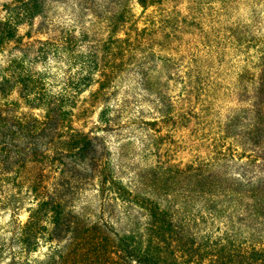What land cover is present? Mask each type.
Segmentation results:
<instances>
[{
    "label": "trees",
    "instance_id": "1",
    "mask_svg": "<svg viewBox=\"0 0 264 264\" xmlns=\"http://www.w3.org/2000/svg\"><path fill=\"white\" fill-rule=\"evenodd\" d=\"M167 1L134 0L140 7L134 11L127 0L109 15L104 0H75L74 17L65 24L52 23L50 15L63 0H0V211L11 212L7 234L0 233L2 264H264V245L257 240L264 232V50L250 119L241 124L252 142L249 152L215 141L206 162L172 166L202 183L204 202L197 214L219 223L221 233L214 239L196 243L190 221L197 215L173 222L169 207L123 184L98 132L113 122L105 101L120 75L134 69L143 79L155 58L167 59L163 53L171 52L176 31L165 26L169 12L158 16ZM86 14L92 16L89 26L83 22ZM44 26L51 33L32 38L33 30L40 36ZM50 56L55 57L52 86L49 68L36 67ZM201 76L198 70L186 82L204 91ZM85 91L89 95L82 97ZM202 95L201 102L209 98ZM99 102L98 120L85 130ZM231 162L236 171L227 180L219 166ZM87 186L97 189L102 208L112 195L136 204L140 214L127 215L121 227L91 218L78 205ZM23 209L27 215L21 220ZM244 228L251 234L242 240Z\"/></svg>",
    "mask_w": 264,
    "mask_h": 264
},
{
    "label": "rangeland",
    "instance_id": "2",
    "mask_svg": "<svg viewBox=\"0 0 264 264\" xmlns=\"http://www.w3.org/2000/svg\"><path fill=\"white\" fill-rule=\"evenodd\" d=\"M63 1L50 10L52 23H71L69 19L75 14L71 1L75 0ZM106 1V9L109 15H113L127 0H114L109 4ZM127 5L134 11L140 10L134 0H128ZM163 8L158 16L169 12L170 20L165 26L176 31L177 38L169 45L168 51L171 52L163 53L167 59L155 58L147 75L143 76L144 80L134 69L120 75L105 101L110 107L107 117L113 122L98 132L109 147L110 161L122 183L132 189L139 188L141 193L145 192L158 201L161 207H169L170 212L175 213H171L175 217L173 222L197 215V220L190 223L195 241L200 243L204 238L210 236L214 239L221 233L219 223L208 215L202 219L197 214L204 202L199 195L202 183H193L196 178L175 172L172 166L179 164L182 169L187 163L206 162L213 156L215 141L223 147L231 146L230 142L235 148L241 145L248 149L247 152L252 148L241 124L250 119L247 110L253 102L256 66L264 50V0H169ZM90 19L92 16L86 14L84 25H91ZM42 31L38 36L39 33L33 30L32 38H44L45 32L51 33L45 26ZM49 58L36 63V67L49 68L52 86L55 57ZM198 70L202 73L204 91L202 86L196 89L192 83L186 82L194 80ZM192 88L195 90L187 95ZM204 92L209 98L201 102ZM88 93L83 92L82 97ZM102 104L97 103L89 113L85 130L98 120ZM205 111L208 112L206 116ZM230 117L234 120L230 122L231 126L225 127ZM226 133L239 136L226 138ZM229 164L232 167L233 162ZM230 167L219 166L220 172L225 170L227 180L232 171H236ZM78 205L91 218L101 216L118 227L125 225L127 215L140 214L141 211L136 204L124 203L112 195L106 197L102 208L98 191L92 186L83 189ZM10 214L7 209L0 211L1 235L7 234ZM26 215L24 209L19 211L21 220ZM139 218L144 221V216ZM250 234L251 230L244 228L239 237L244 240ZM257 240L264 245V232Z\"/></svg>",
    "mask_w": 264,
    "mask_h": 264
}]
</instances>
